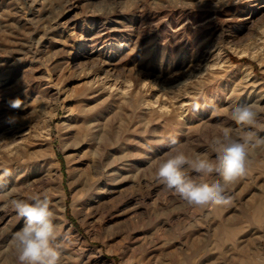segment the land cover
Wrapping results in <instances>:
<instances>
[{"label": "rangeland", "instance_id": "1", "mask_svg": "<svg viewBox=\"0 0 264 264\" xmlns=\"http://www.w3.org/2000/svg\"><path fill=\"white\" fill-rule=\"evenodd\" d=\"M254 103L264 0H0V195L49 193L61 264H264V150L225 205L191 206L153 175L169 137L214 158L220 126L240 133L222 110ZM23 224L0 199V264Z\"/></svg>", "mask_w": 264, "mask_h": 264}, {"label": "clouds", "instance_id": "2", "mask_svg": "<svg viewBox=\"0 0 264 264\" xmlns=\"http://www.w3.org/2000/svg\"><path fill=\"white\" fill-rule=\"evenodd\" d=\"M9 105L19 108L20 101H10ZM194 107L198 109L200 105ZM222 111L239 127L240 133L234 135L232 127L220 126L208 140L214 158L169 137V151L155 162L154 179L191 206L228 204L230 186L247 174L255 150H264V136L259 135L264 131V123L260 122L264 108L254 103ZM17 197L15 188L0 195L24 220L23 227L12 238L13 264H61L63 245L57 239L62 226L55 222L57 216L49 193H33L26 199Z\"/></svg>", "mask_w": 264, "mask_h": 264}, {"label": "bare ground", "instance_id": "3", "mask_svg": "<svg viewBox=\"0 0 264 264\" xmlns=\"http://www.w3.org/2000/svg\"><path fill=\"white\" fill-rule=\"evenodd\" d=\"M193 67V66H192ZM170 87V86H169ZM89 125L86 123L85 119L84 121L77 126V134L83 135L82 140H84L88 135ZM81 140V141H82ZM20 142H14L12 144V147L16 148V145H18ZM21 147V146H20ZM18 150V148L16 149ZM92 151V150H91ZM24 159L20 163V165H28L31 163L32 159L34 158L33 155L30 153H27V151L24 150ZM33 163V162H32ZM100 166V159L97 154V149H93L92 151V158H91V171L88 170L86 172L80 173V180L82 184V191L90 198L95 199L97 195L99 194V185H98V175L100 173L99 171ZM93 201V200H92ZM127 262V261H126ZM110 264H114L111 262Z\"/></svg>", "mask_w": 264, "mask_h": 264}]
</instances>
